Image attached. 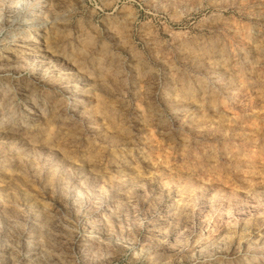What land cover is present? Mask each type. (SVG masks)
<instances>
[{
  "label": "rangeland",
  "instance_id": "rangeland-1",
  "mask_svg": "<svg viewBox=\"0 0 264 264\" xmlns=\"http://www.w3.org/2000/svg\"><path fill=\"white\" fill-rule=\"evenodd\" d=\"M0 264H264V0H0Z\"/></svg>",
  "mask_w": 264,
  "mask_h": 264
}]
</instances>
